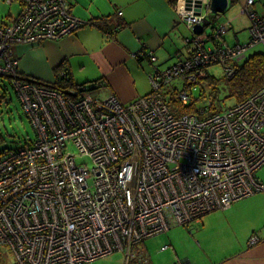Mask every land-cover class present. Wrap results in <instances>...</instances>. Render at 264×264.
Here are the masks:
<instances>
[{"label":"built area","instance_id":"2783aa9c","mask_svg":"<svg viewBox=\"0 0 264 264\" xmlns=\"http://www.w3.org/2000/svg\"><path fill=\"white\" fill-rule=\"evenodd\" d=\"M6 1H18L21 11L0 22V85L11 82L35 132L29 145L0 154V245L12 264H89L118 251L130 263L135 246L174 224L185 227L264 192L256 177L264 167V88L213 115L206 105L199 115H176L163 96L177 78L197 85L213 65L232 77L251 48L264 46V12L253 9L255 0L243 7L248 42L207 47L194 34L190 58L154 67L152 92L127 104L93 99L90 87L60 91L22 77L15 45L67 38L89 23L71 15L66 0ZM209 8V0H181L180 20L202 26ZM227 30L217 25L214 36ZM175 96L195 102L185 89Z\"/></svg>","mask_w":264,"mask_h":264},{"label":"crops","instance_id":"0c3cea01","mask_svg":"<svg viewBox=\"0 0 264 264\" xmlns=\"http://www.w3.org/2000/svg\"><path fill=\"white\" fill-rule=\"evenodd\" d=\"M246 1L228 0V7L238 3L243 8ZM66 3L71 15L89 24L67 38L15 45L22 77L54 84L62 80V74H68L76 85L93 88V99L114 96L127 104L152 92L154 67L166 70L191 56L190 41L196 32L180 20L181 0ZM252 7L263 13L264 0H255ZM208 14L214 13L210 9ZM231 21L225 22L228 30L222 37H215L214 32L217 25H224L213 26V34L207 38L214 46L229 43L223 37L232 29ZM211 25L207 18L201 35ZM150 55L157 58L155 65L148 60ZM98 82L100 86L92 87ZM175 227L180 225L170 229ZM158 236L134 247L136 263L264 264V192L233 202L228 210L206 214L162 238ZM252 238L257 241L252 242ZM125 264H129L126 258Z\"/></svg>","mask_w":264,"mask_h":264},{"label":"rangeland","instance_id":"374dc122","mask_svg":"<svg viewBox=\"0 0 264 264\" xmlns=\"http://www.w3.org/2000/svg\"><path fill=\"white\" fill-rule=\"evenodd\" d=\"M18 3V1H15L13 4H9L6 0H0V22H6L8 16L16 17L17 15H19L21 7ZM207 16L208 21H210L212 24L211 26H206V30L204 32V38L207 47L214 46L213 43L210 42L207 38L209 35L213 34V26L218 23L226 26L228 24L225 22L229 21V19H232V29H230V31L227 32L228 34L223 37L225 41H228V44H243L249 41L248 15L244 13V9L241 8L238 3H235L234 5L228 7L224 14H208ZM256 53H264L263 44L251 48L247 52L246 56L249 57ZM206 70L207 73L212 76V80L207 82L208 80L204 79L202 84H197L192 87L191 95L197 100L195 102V107L202 108L208 104L206 98L204 97H208L209 93L213 94L215 86L218 89V93L216 96L218 101L216 102V106L223 108V110L228 109V107H233L235 101L230 97L229 94V84L226 78L227 74L224 67L217 64L208 67ZM183 82L184 81L181 79L173 81L172 83H170L169 88H167L168 90L165 89L164 92L167 94V92L169 91L176 90L177 92H180L184 90L185 84ZM202 86H204L203 90ZM92 94L94 97L95 91H93ZM169 97L170 96L167 95L166 99H168ZM169 104L171 106L170 108L172 112H175L173 108V100L171 103L169 101ZM23 113L24 111L21 107V103L19 102L15 90H13V87L10 84L6 83V88H4V86L0 88V152L7 149L11 150L20 147L23 148L24 146H26V144L29 145L30 142L35 138L34 130L32 126H30L31 123ZM71 150L74 151V149ZM78 161L80 163H84L88 167V169H92V162L88 158H81ZM256 177L264 183V167L257 173ZM182 227L183 226L172 228L167 233H163L158 237L162 238L163 236L170 234L172 231L182 229ZM6 256V261L11 264L13 262V257L10 254ZM89 264H125V257L122 252L118 251L114 253L113 256L111 255L105 258H100ZM129 264L138 263L133 260Z\"/></svg>","mask_w":264,"mask_h":264},{"label":"trees","instance_id":"16d2710c","mask_svg":"<svg viewBox=\"0 0 264 264\" xmlns=\"http://www.w3.org/2000/svg\"><path fill=\"white\" fill-rule=\"evenodd\" d=\"M206 69H203L204 77L199 79V82H197L198 84H202L204 79L208 80L207 82L212 80V76L207 73ZM234 69H235L234 75L232 77L226 76V78H227V81L229 84L230 97L233 98L235 101V104H233V105H238V104L243 103L250 96L256 94L257 91H260L261 89L264 88V53L263 54L262 53H256V54L251 55L249 57L246 56L245 59L241 63H238L235 65ZM65 76H66V78L62 76V80L57 81V83H54V84H46L44 82H41V83H43L44 85H47V86H52L53 89H57L60 91H63L64 89H67L70 87H86L87 88V85H76L73 82V80L71 79V77L68 76V74H66ZM177 79L183 80L182 78H177ZM177 79H175V80H177ZM6 83L10 84L12 86L10 81H3V83L0 85V88L2 86H4V88H6ZM39 83H40V81H39ZM183 83L185 84V86H184L185 90H187L190 94H192V87L194 85H189L188 83H185V81ZM203 87L204 86H202V90H203ZM94 88H97V87H94ZM167 88H169V86L166 87L165 89H167ZM217 90L218 89L215 86L214 87V93L213 94L209 93L208 97H204V98H206L207 103H208L206 105V107H208V109H207L208 115L220 113L223 110V108L216 106V102L218 101L216 98L217 93H218ZM90 91L92 92L93 88H90ZM176 94H177L176 90L175 91H169V92H167V94L163 91V96L165 98L167 97V95L170 96L167 99L168 104H169V101L171 103L173 100V104H174L173 108L175 111V112H173L174 114L183 115L186 113H196L199 115L200 108L195 107V102L197 100L193 96L192 97L195 100V102L192 103V105L191 104L183 105V104L178 102V100L175 96ZM169 106H170V104H169ZM223 111H225V110H223ZM26 145H28V144H26ZM15 149H17V148H15ZM8 150H10V149H7L5 151H8ZM11 150H14V149H11ZM2 153H4V151L0 152V154H2ZM8 254L11 255L10 251L8 249H6L5 246L2 247V245H0V264H9L8 261H6L7 260L6 255H8Z\"/></svg>","mask_w":264,"mask_h":264},{"label":"water","instance_id":"95a60500","mask_svg":"<svg viewBox=\"0 0 264 264\" xmlns=\"http://www.w3.org/2000/svg\"><path fill=\"white\" fill-rule=\"evenodd\" d=\"M228 0H211L210 1V9L214 14H224L228 7ZM203 28L201 25H197L194 27V32L196 34H201Z\"/></svg>","mask_w":264,"mask_h":264},{"label":"flooded vegetation","instance_id":"af4514ba","mask_svg":"<svg viewBox=\"0 0 264 264\" xmlns=\"http://www.w3.org/2000/svg\"><path fill=\"white\" fill-rule=\"evenodd\" d=\"M254 9V8H253ZM244 13L246 14L245 10H244Z\"/></svg>","mask_w":264,"mask_h":264}]
</instances>
